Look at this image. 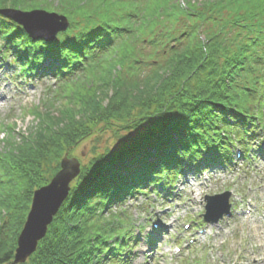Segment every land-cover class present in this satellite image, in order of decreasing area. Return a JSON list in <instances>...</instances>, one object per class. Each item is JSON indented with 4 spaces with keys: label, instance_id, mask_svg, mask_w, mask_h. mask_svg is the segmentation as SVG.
Here are the masks:
<instances>
[{
    "label": "trees",
    "instance_id": "trees-1",
    "mask_svg": "<svg viewBox=\"0 0 264 264\" xmlns=\"http://www.w3.org/2000/svg\"><path fill=\"white\" fill-rule=\"evenodd\" d=\"M59 2L53 10L35 0H0V10L70 20L57 39L67 46L52 50L0 15L2 54L11 53L25 74L58 76L66 99L57 116L37 113L38 124L0 154V264L13 263L33 194L51 181L45 166L57 165L55 175L70 149L112 127L140 132L82 168L27 264H119L120 247L109 241L128 224L114 206L175 169L182 155L211 150L221 136L213 131L229 125L226 115L244 125L260 106L264 0ZM9 32L11 44L4 43ZM95 72L97 84L87 82Z\"/></svg>",
    "mask_w": 264,
    "mask_h": 264
},
{
    "label": "rangeland",
    "instance_id": "rangeland-1",
    "mask_svg": "<svg viewBox=\"0 0 264 264\" xmlns=\"http://www.w3.org/2000/svg\"><path fill=\"white\" fill-rule=\"evenodd\" d=\"M35 1L39 2L38 5L42 3L43 8L53 10L55 9L56 3H59L58 0ZM61 7L62 6L58 7V9L56 8L57 11ZM15 71L17 70L12 68V66H9V64L7 63H3L0 65L1 155L5 153V151L7 150V146H9V143H14L15 141L19 140L21 134L29 133L30 130L38 124L39 120L37 119V113H49L53 114L54 116H57L60 111L63 110L65 104L64 100H66L63 97L64 93H62V96L60 95L58 87L59 85H56L55 81H40L38 79H34L32 81L28 80L26 83L22 80L19 81L20 79L16 77ZM98 77L99 75L95 72L89 74L86 80L89 83L94 82L97 84L100 78ZM70 94L71 93H68L66 97L70 96ZM139 132V130H132L130 132H126L116 127L115 129L113 127L108 128L102 131V133L93 134L91 137L81 142L76 147L70 149L65 154V156L67 155L69 159H76L80 163L82 170L83 167L87 166L90 163V161L95 155H101L107 149L109 151H113L123 148L136 135H138ZM226 153L227 155H229V157H232V159L235 160V154H233L232 152ZM252 159L253 160L250 161L249 164H247L248 161L244 160H242L241 162H237L239 163V165H237V167L233 170L232 168L235 164L234 162L231 163V167H226L227 169L223 168L224 170L219 171L218 174L213 176L208 183L199 184V178L196 177L194 180L193 175H189L188 181L186 178L180 181L184 183L188 182L193 185L195 184L193 193H187L182 203H180V207L184 208V206L186 207L187 204H191L192 200L195 198L197 200V203L194 207V216L197 214V212L200 213L204 210L203 199L205 196L220 194L228 190H230L234 194L244 195L247 201L254 200L256 205H258L259 210L256 211L255 222L254 224H252L250 238H248V236H246L243 231L245 228L243 223V217H241V210L244 208L242 206L235 207V211L237 213L235 212L236 214L234 213L233 215L234 219L232 221V226L226 228V230L220 235L221 238L219 240L226 241V246L222 250L226 254V257L224 259L225 261L224 263L221 262L220 264H226V262L229 260V257H232V261L234 262H237L239 260V262H237L239 264H247V261L251 264H262V261H264V179L263 182L260 183V179L258 178L260 176H264V164L258 163V157L257 159H254L252 157ZM60 162L61 161H59L58 166L60 165ZM55 167H57V165L54 164H48L45 166L44 177L46 179L52 180L53 177L57 174L56 173L55 175H53L52 170ZM238 174L242 175V179L238 178ZM74 182L75 180L70 185L71 189L74 186ZM177 187L179 190L180 188H184L180 184ZM183 190H186V188H184ZM138 196V199L131 201V203H135V206L143 207L146 203V199L141 195ZM235 199L236 198H231L230 202L237 204L238 200ZM149 203L153 205V208L148 206V211L146 213H141L140 210H136L138 207L132 209V213L135 215L134 221L136 223L142 224L143 226L146 225L147 228L151 223V221H146V219L148 218H152L155 223H165L166 218L162 217L163 213L161 211L156 212L155 210L156 207H160V203L162 202H157L154 200ZM165 205L170 206L169 202H166ZM183 211L184 210L175 213L176 216L180 217V220L174 228L176 232L170 233L173 237L176 234L177 237L179 236L177 231H179V229L181 228L180 223L188 220L187 218L183 219V217L186 216V212ZM7 221L8 217L6 216L4 218V222ZM167 223H169V221ZM151 230H153V228L150 229L149 227V230L144 232L142 239L147 238L148 234H151ZM169 241L170 240H167L166 242ZM166 242H160V248L158 247L157 250L152 253L150 261H146L144 259V252L142 253L141 251L142 254H139V261L144 264H178L181 259H177V261H172L169 255L170 249H173L174 241L171 244H166ZM214 244V249L218 248L219 242L216 241ZM166 246L168 247L166 248ZM141 249L146 250V245H141L140 250ZM196 249L197 252H193V250L190 249L188 253H185L183 255V258H189L193 261L201 260L202 263L208 264L214 263H209L208 260H211L212 253L204 251L202 243L199 247H196ZM29 259H27L24 264H27L29 262ZM215 259L218 258L215 257ZM240 261H242L243 263ZM193 264L197 263L194 261Z\"/></svg>",
    "mask_w": 264,
    "mask_h": 264
},
{
    "label": "water",
    "instance_id": "water-1",
    "mask_svg": "<svg viewBox=\"0 0 264 264\" xmlns=\"http://www.w3.org/2000/svg\"><path fill=\"white\" fill-rule=\"evenodd\" d=\"M0 13L22 26L34 40H36L37 35L48 34V29L42 30L41 33L33 27L36 19L55 21V26L58 28L56 35L68 28V20L65 17L43 11L24 13L15 10H3ZM60 168V171L48 185L34 192L30 211L17 239L16 254L12 264H24L27 259L36 253L39 243L48 233L49 226L68 199L71 192V183L81 173L80 163L74 158L69 159L67 155L62 159Z\"/></svg>",
    "mask_w": 264,
    "mask_h": 264
},
{
    "label": "snow or ice",
    "instance_id": "snow-or-ice-1",
    "mask_svg": "<svg viewBox=\"0 0 264 264\" xmlns=\"http://www.w3.org/2000/svg\"><path fill=\"white\" fill-rule=\"evenodd\" d=\"M56 22L53 20H43V19H36L34 21L33 27L38 31L42 33V30L48 29V34L44 35L43 33L40 35H37L35 37L36 40H47V46L50 47L52 50H55L59 47H66L67 45H60L57 43V37L56 33L58 31V28L55 26ZM4 32H0V37L4 36ZM8 37L10 39H7L4 41V43L11 44L13 40L16 39L15 36L12 35L11 32H9Z\"/></svg>",
    "mask_w": 264,
    "mask_h": 264
}]
</instances>
